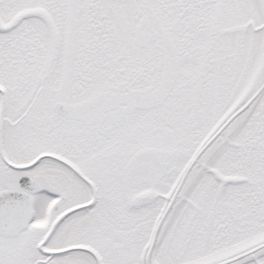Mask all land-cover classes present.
Instances as JSON below:
<instances>
[{
    "label": "snow or ice",
    "instance_id": "6c2138e0",
    "mask_svg": "<svg viewBox=\"0 0 264 264\" xmlns=\"http://www.w3.org/2000/svg\"><path fill=\"white\" fill-rule=\"evenodd\" d=\"M0 264H264V0H0Z\"/></svg>",
    "mask_w": 264,
    "mask_h": 264
}]
</instances>
